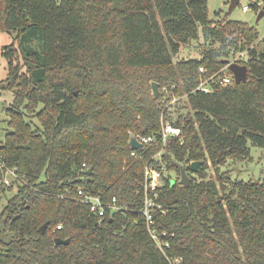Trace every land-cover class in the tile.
<instances>
[{"label":"trees","instance_id":"obj_1","mask_svg":"<svg viewBox=\"0 0 264 264\" xmlns=\"http://www.w3.org/2000/svg\"><path fill=\"white\" fill-rule=\"evenodd\" d=\"M200 28V57L175 63ZM1 32L17 34L0 81L14 92L0 180L13 171L17 193L0 215V264H264V176L233 182L221 169L248 159L249 144L264 148V49L252 47L255 29L228 16L211 21L208 0H0ZM35 38L40 51L28 47ZM233 52H248L239 63L248 80L199 91ZM153 82L166 89L158 99ZM184 96L173 108L163 100ZM166 124L182 133L156 160ZM136 136L156 141L133 150ZM148 164L168 173L150 194L162 248L141 214ZM183 171L190 187L181 185ZM2 183L0 193L13 190ZM79 189L121 209L101 218L78 202Z\"/></svg>","mask_w":264,"mask_h":264},{"label":"rangeland","instance_id":"obj_2","mask_svg":"<svg viewBox=\"0 0 264 264\" xmlns=\"http://www.w3.org/2000/svg\"><path fill=\"white\" fill-rule=\"evenodd\" d=\"M229 5L230 0H208V17L213 22H219L228 16L230 21L242 23L248 25L250 28L255 29L259 33L258 41L252 46L256 49L257 53H260L264 49V18L260 21L258 20L261 10L264 7V0H257L252 2L251 0H241L239 6L236 10L229 14ZM248 5L250 7L249 11L244 12L243 6ZM217 13L220 14V17L217 16ZM17 34L13 32H1L0 33V81H5L8 78V62L3 57V52L6 47H9L13 44ZM28 47L34 51L41 50V42L38 39H33L28 42ZM219 47V45H216ZM204 48V39L202 29H199L198 38L196 40H191L188 44L182 45L180 52L175 56L174 62L178 63L190 57L198 58L201 55V51ZM232 49L230 50V52ZM247 59L249 57L248 52ZM236 59L234 56L230 57V61ZM225 75L233 77V74L229 70H225ZM235 83V80H234ZM233 85V84H232ZM166 89L161 90L160 95ZM153 93V92H152ZM153 95V94H152ZM167 98V96H166ZM164 102L167 106H173L177 101H186V96L179 99L175 97L171 101ZM14 100V92L0 89V145L4 142L7 131L9 130L6 115L7 110L11 107ZM187 103V102H186ZM188 111H184V114H187ZM250 148V157L243 161H233L229 160L226 164L222 166V171L226 174V177L230 178L233 182H259L263 179L264 176V148L253 146L249 144ZM0 167L3 165L0 164ZM210 174L213 178L216 179L215 171L210 169ZM195 177L196 175L193 174ZM175 181V175L172 176ZM7 178H10L9 174H4L0 183H4ZM2 183V184H3ZM6 185V183H4ZM8 189H13L11 192L0 193V215L4 212L5 208L8 205V201L14 197L17 193L15 186H6ZM0 230H3L2 223L0 224ZM3 240L8 242L10 240L9 234H3Z\"/></svg>","mask_w":264,"mask_h":264},{"label":"built area","instance_id":"obj_3","mask_svg":"<svg viewBox=\"0 0 264 264\" xmlns=\"http://www.w3.org/2000/svg\"><path fill=\"white\" fill-rule=\"evenodd\" d=\"M252 2H256L257 0H251ZM250 7L248 5L243 6V11L247 12L249 11ZM236 59H234L235 63H240L243 61L247 60V54L246 52L242 53H237L235 54L234 52L232 53ZM225 70H229L228 67L226 66L223 70H221L219 73L216 75L203 80L198 87L199 91L205 92V93H211L212 88L210 85L217 84L222 87H227L231 86L234 84V79L233 77H229L225 75ZM201 73L205 72L204 68L200 69ZM181 129L173 127L171 124H166L162 128V148L160 152L154 157L156 160H161L162 155L164 154L165 147L168 144L169 140L172 137H180L181 136ZM136 138L143 146L144 145H153L154 142L156 141V138L154 136H136ZM132 157H136V153L132 152L131 154ZM85 167V165H84ZM1 168V167H0ZM7 174L10 175V178H7L5 180L6 185L12 186V180H14L13 177H15V174L13 171L8 170ZM168 174L167 171H165V168H162L161 170H158L151 166L150 164L146 165L145 167V184H144V190H145V202H144V208L141 212V214L144 216L146 219V223L148 228L150 229V233L153 237V239L156 241L158 244L159 248H162L161 243L158 241L157 236L155 234V231L152 229L153 226V218H154V211L158 207L154 200L150 197V194L153 192H156V190L162 186L163 184V175ZM78 202L81 204H86L90 206V212L94 213L95 215H98L101 218H104L107 216L108 213H113L119 211L121 208H119L116 204V200L114 199L112 203H106L102 200L101 197L99 196H92L89 193H86L83 189H79L78 191ZM62 226L59 225L56 227L53 232L55 233L58 230H61ZM167 245V244H166Z\"/></svg>","mask_w":264,"mask_h":264},{"label":"water","instance_id":"obj_4","mask_svg":"<svg viewBox=\"0 0 264 264\" xmlns=\"http://www.w3.org/2000/svg\"><path fill=\"white\" fill-rule=\"evenodd\" d=\"M241 0H230V5H229V14H232L236 8L239 6ZM262 18H264V7L261 10V13L259 15L258 20L260 21ZM223 64L228 67L229 71L233 74L235 84H241L243 82H246L248 80V67L245 65H240L238 63L232 62L230 60H224ZM152 92L153 95L156 99L160 97V85L156 82L152 83ZM130 147L133 150H138L143 147V145L136 139V138H131L130 139ZM192 171L194 173L198 172L200 163L199 162H193L192 163ZM89 173H92V169L89 170ZM181 185L184 187H190L191 186V180L189 176L187 175L186 171L182 172L181 176ZM49 224H45L41 231L42 233H45ZM56 245H64L67 244L68 241H64L62 239H56L55 241Z\"/></svg>","mask_w":264,"mask_h":264}]
</instances>
